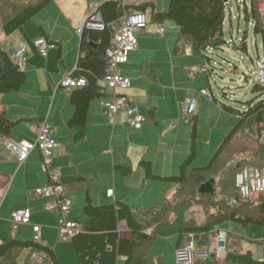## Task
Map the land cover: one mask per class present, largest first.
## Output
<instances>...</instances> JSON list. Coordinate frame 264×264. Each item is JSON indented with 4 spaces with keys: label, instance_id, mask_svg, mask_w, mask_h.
Returning <instances> with one entry per match:
<instances>
[{
    "label": "crops",
    "instance_id": "crops-1",
    "mask_svg": "<svg viewBox=\"0 0 264 264\" xmlns=\"http://www.w3.org/2000/svg\"><path fill=\"white\" fill-rule=\"evenodd\" d=\"M103 1L105 0L89 4L83 15L97 8ZM154 3L156 5L155 0ZM150 21L152 25L138 34V49L132 51L128 61L121 65L123 75L131 82L125 94L147 117L138 128L127 125L122 112H119L115 121H112L103 113L99 98L90 103L85 126L69 124L75 110L70 100L74 88L65 90L60 83L77 68L80 35L75 47L76 57H61L62 40H54L44 24H39V28L32 35L26 34L22 28L6 36L4 41L0 40L11 54L20 49H24V53L28 54L27 57L16 59L27 71L26 83L20 91L0 94V111L5 110L8 119L16 122L7 137L16 141L27 139L35 142L39 125L47 117L55 128L58 142L54 164L60 169L62 182L73 202L69 217L81 223L86 220L84 206L87 197L95 205L126 202L139 216L144 210L154 207L164 199L173 200L179 187L176 183L147 177L146 166L141 162H149L154 175L175 176L178 168L181 170L183 158L186 154V157L189 156L191 148L190 135L189 144L184 148L186 151L184 149L180 153L176 151L181 133L184 134L186 127L191 128L189 123L191 118L183 117V106L194 90L212 89L210 79L215 71L213 67L210 70V65L215 63L211 59L214 49L209 50L206 56L199 55L193 51L188 38L179 36L177 24L170 23L171 30L177 35L174 39L169 35L167 28L165 35L158 33L157 22L151 19ZM64 26L72 29L73 22L65 21ZM42 29L50 41L56 42L61 60L60 76H55L59 74L57 72L54 74L52 70L49 71L53 57H49V54L47 57H36L40 53L33 40L41 35ZM154 34H159L164 39H156ZM180 42H185V47ZM182 57H188L185 65L173 64V61ZM183 68H187V71ZM181 73L183 79L181 76L177 77ZM199 96L201 95L198 94L197 97ZM193 115L198 117L199 130L198 112ZM166 136L169 140L167 143L164 142ZM41 160V153L35 148L27 160L20 164L12 152L0 143V193L3 196L0 206V243L12 239L32 240L33 225H39L43 245L54 251L59 264H75L64 260V251L68 249L65 245L73 246V242L60 240L59 214L48 211L45 207L48 199L40 197L35 192L37 187L48 183L47 175L41 170ZM118 166H130L132 172L125 175ZM110 189H113L111 197L108 196ZM183 203L189 202L181 204ZM174 208L171 212V222L156 227L144 249L145 253L150 254L159 228L173 224ZM16 209H29L31 222L14 230L9 218L11 212ZM119 231L123 237H132V230L126 221L120 222ZM178 240L177 231L175 249ZM73 250L75 251L74 246ZM152 257L156 262L162 261L165 264L162 256ZM173 260L174 264H177L175 256ZM205 260L208 261L205 264H214L210 259ZM198 261L199 259L196 264ZM124 263L125 258L120 257L119 264Z\"/></svg>",
    "mask_w": 264,
    "mask_h": 264
},
{
    "label": "trees",
    "instance_id": "trees-1",
    "mask_svg": "<svg viewBox=\"0 0 264 264\" xmlns=\"http://www.w3.org/2000/svg\"><path fill=\"white\" fill-rule=\"evenodd\" d=\"M23 1L28 2L29 0ZM35 1L34 4L21 6L13 14L6 12L2 14V29L5 36L22 29L31 19L46 10L54 0ZM132 8L147 12L149 19L155 22L165 20L175 22L179 27V36L188 38L192 43L193 51L199 55L206 56L209 50L220 49L228 42L224 31L228 8L227 0H170L165 11L157 8L154 1L132 5ZM96 9L100 12L106 26L102 30L85 28L80 36L78 65L72 75L85 77L87 84L83 87L74 88L71 92L70 100L75 106L73 116L69 121L71 126L86 125L90 103L101 95L97 79L104 75L107 66L105 51L112 38V29L109 25L118 22L124 12L123 5L119 0H105ZM257 11L256 0H250L249 5L244 8L245 19L248 24L253 22L254 33L256 36H261L264 48V23H261L256 14ZM40 34L48 38L43 29ZM243 38L241 48L247 51L248 31L247 33L245 31ZM54 43L56 44V42ZM26 80L27 71L21 67V64L13 58L12 54L0 42V94L20 91ZM253 91L261 95L264 94V88L258 83L254 84ZM244 104L246 108L237 111L238 121L236 125L227 133L206 165H194L197 158V115H193L189 121L191 124L190 154L183 161L179 175H154L150 163L147 161L141 162L146 166L147 177L179 185L173 200L164 199L137 216L126 202L116 201L111 204L95 205L87 197L84 206L86 220L82 223L84 229L72 239L79 264H119L120 257L125 258L124 264H164L162 261L156 262L150 254L144 252L152 236L147 235L145 231L150 227H153L155 231L157 226L171 222V212L174 206L187 200V198H181L185 196L182 193L186 186H194L195 191L200 192V187L206 183L207 174L215 167L226 145L236 132L245 123L247 124L250 117L255 116L257 122L264 120V98L249 100ZM221 106L227 113L236 112L229 105L223 103ZM15 124L16 122H11L8 119L5 110L0 111V137H7ZM263 128L264 126L257 129L258 139ZM239 162H236V167L239 166L237 172L245 165L240 166ZM246 164L262 165L261 163ZM118 168L125 175L132 172L130 166H118ZM233 182L237 190L235 176ZM221 184L226 185V188L230 186L229 181H221ZM202 192L203 189L200 193ZM228 194L235 196L234 198L240 197L241 202L245 201L241 198L238 190V196L233 195L231 192ZM218 208L220 207L215 206L217 212L210 213L204 224H192L191 219L188 218L185 224L178 229L179 240L177 244L179 245L189 232H208L214 226L219 225L220 222L236 221L245 226L256 223L264 227L263 201L257 206L259 212L257 217L250 215L248 212L243 213L241 207H233L229 212ZM121 221H126L128 227L132 230L131 238L120 235L119 224ZM262 242L264 245V238ZM24 248L44 250L54 264H59L54 251L50 247L36 244L33 239L26 241L12 239L0 243V262L17 264V258ZM225 264H264V257L258 259L253 256L250 250L245 253H237L236 251H229L228 248Z\"/></svg>",
    "mask_w": 264,
    "mask_h": 264
},
{
    "label": "rangeland",
    "instance_id": "rangeland-1",
    "mask_svg": "<svg viewBox=\"0 0 264 264\" xmlns=\"http://www.w3.org/2000/svg\"><path fill=\"white\" fill-rule=\"evenodd\" d=\"M102 0H54L49 7L31 19L23 28L26 34L32 35L39 28V24H44L48 32L54 40H62L63 50L61 57H76L75 47L79 41V34L76 32V27L84 19L85 10L89 4L99 3ZM170 0H155L157 7L160 10H166ZM262 0H256L258 11L257 16L263 24L261 15L259 13V3ZM35 0L24 2L23 0H0V40H5L6 36L3 33V18L4 12L13 14L21 6L34 4ZM227 17L224 24L225 37L227 44L220 49H214L212 60L215 63L210 65V70L215 71L210 79L211 91L214 100L207 98L204 95L197 97L199 103V130L197 138V158L194 162L195 166L206 165L227 133L236 125L238 121L237 111L244 110L245 102L254 99L264 98V94L253 91L256 80V67L264 59L263 42L260 35L256 36L253 30V24H248L245 19L244 8L249 5L250 0H227ZM24 3V4H23ZM93 11V10H92ZM256 16V17H257ZM72 21L73 28L65 27V21ZM167 28L169 35L176 38L177 35L171 30L170 23L176 25L170 20L163 21ZM151 21L149 23L150 27ZM37 26V27H36ZM147 27V28H148ZM112 30L116 29V24H112ZM248 31L247 51L241 48L243 35ZM173 33V34H171ZM156 39H164L159 34L153 35ZM169 36V37H170ZM154 40V39H153ZM142 43V41H140ZM185 47V42H180ZM5 46V44H3ZM143 49V44H142ZM141 49V50H142ZM212 51V50H211ZM24 53L22 57H27ZM36 57H42L37 54ZM49 57H53L51 68L49 69L61 74V60L58 55L57 47L49 52ZM188 57H182L180 60L173 61V64L185 65ZM201 60V59H199ZM187 71V68H183ZM183 71V70H182ZM183 79L182 73L177 75L178 78ZM196 84V81H195ZM177 88V87H176ZM226 104L235 109V113H227L222 109L221 104ZM164 114V112H163ZM162 114V116H163ZM167 114V112H165ZM193 115L189 116L190 118ZM264 126V120L257 122L256 117L252 116L232 137L231 141L226 145L215 167L207 174L206 183L203 187V192L195 191L194 186H186L183 190L184 197L187 198L183 203L181 202L174 208V221L171 225H164L159 228L157 236L154 238L150 249V255L162 256L165 264H174L173 258L175 256V240L177 231L180 226L185 224L188 217L192 224H204L210 213L217 212L215 206H219L223 211H231L233 207H241L243 213L248 212L250 215L257 217L259 212L257 206L263 201L264 195L256 197L252 201L241 202L240 197L234 198L228 194L237 195V190L234 186V176L239 166L236 167V162L239 165L246 163L262 164L264 162V144L258 139L257 129ZM185 128V127H184ZM184 134L181 133L179 143L176 151L182 152L189 144L191 135V128L186 127ZM167 136L164 142L167 143ZM186 151V149H184ZM184 156L183 161L187 158ZM232 163L230 166L228 165ZM180 174V169L176 171L175 175ZM221 181H229L230 186L222 185ZM168 187L169 184L167 183ZM201 188V187H200ZM238 196V195H237ZM216 204V205H214ZM218 208V209H220ZM219 226L225 230L229 235V251H236L237 253H245L250 250L255 258L262 259L264 257V227L260 224L250 223L245 226L236 221L220 222ZM68 247L64 251V260L69 263H77V256L73 250L72 244L65 245ZM209 252V259L211 257V249L214 243L210 240L203 246ZM146 249V248H145ZM224 258V255H223ZM204 260V261H203ZM199 259L198 264H205L208 261ZM0 264H6L1 261Z\"/></svg>",
    "mask_w": 264,
    "mask_h": 264
},
{
    "label": "built area",
    "instance_id": "built-area-1",
    "mask_svg": "<svg viewBox=\"0 0 264 264\" xmlns=\"http://www.w3.org/2000/svg\"><path fill=\"white\" fill-rule=\"evenodd\" d=\"M119 1L123 5L124 12L119 21L114 23L117 27L112 32L110 45L105 51L106 70L104 75L97 79L101 93L99 99L103 113L112 121H115L118 113L122 112L125 115V123L130 127L138 128L147 120V117L125 94L131 82L128 77L123 75L121 65L128 61L129 54L132 51L138 49V34L145 30L150 23L148 13L135 10L132 5H141L154 0ZM259 13L264 23V0L259 3ZM249 24L251 25L253 22ZM105 26L106 24L100 12L95 8L84 16L76 31L81 36L85 28L102 30ZM156 28L158 33L166 34V27L162 22H157ZM33 44L43 57H47L50 50L57 47L54 42L43 35L37 36L33 40ZM23 53L24 49H20L12 52V56L15 60L17 58L21 59ZM256 80V83L264 88V59L256 67ZM86 84L87 79L85 77H76L69 74L62 79L60 86L65 90H69L70 88L83 87ZM198 94L211 100L214 97L210 88L194 90L183 106V117L187 118L197 111ZM259 139L264 144V128L260 131ZM0 143L12 152L20 164L27 160L33 149L37 148L40 151L42 157L41 170L47 175L48 183L37 187L35 192L40 197L48 199L45 204L48 211L59 214L58 231L60 240L71 241L84 228L81 222L69 217L73 202L62 182L60 169L54 164V153L58 142L52 123L47 117L41 121L35 142L27 139L16 141L5 136L0 138ZM235 185L241 198L245 201H252L256 197L264 195V163L262 165L245 164L235 175ZM112 195L113 189L108 190V196L111 197ZM2 201L3 196L0 193V206ZM9 219L12 228L17 230L20 225L31 222V211L29 209H16L11 212ZM33 231V241L36 244L43 245L41 227L33 225ZM145 233L150 236L153 235V227L148 228ZM210 240L214 243V247L210 252L214 264H225L230 240L227 230L219 225L214 226L208 232H189L175 249L177 264H196L197 259H209V252L203 246ZM17 264L54 263L44 250L24 248L17 258Z\"/></svg>",
    "mask_w": 264,
    "mask_h": 264
},
{
    "label": "water",
    "instance_id": "water-1",
    "mask_svg": "<svg viewBox=\"0 0 264 264\" xmlns=\"http://www.w3.org/2000/svg\"><path fill=\"white\" fill-rule=\"evenodd\" d=\"M203 187H205V185H202V186H201L200 191L202 190Z\"/></svg>",
    "mask_w": 264,
    "mask_h": 264
}]
</instances>
